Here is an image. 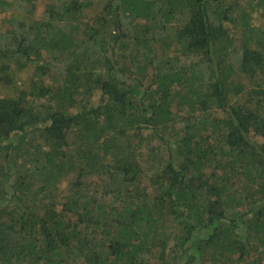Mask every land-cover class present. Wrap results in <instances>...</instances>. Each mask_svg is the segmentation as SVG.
Listing matches in <instances>:
<instances>
[{
	"label": "trees",
	"instance_id": "trees-1",
	"mask_svg": "<svg viewBox=\"0 0 264 264\" xmlns=\"http://www.w3.org/2000/svg\"><path fill=\"white\" fill-rule=\"evenodd\" d=\"M0 13V264H264V0Z\"/></svg>",
	"mask_w": 264,
	"mask_h": 264
},
{
	"label": "rangeland",
	"instance_id": "rangeland-1",
	"mask_svg": "<svg viewBox=\"0 0 264 264\" xmlns=\"http://www.w3.org/2000/svg\"><path fill=\"white\" fill-rule=\"evenodd\" d=\"M42 4L43 3H40V4H38L37 5V7H36V9H37V15H39V14H41V12H42V10H43V7H42ZM6 17V15L5 14H1L0 13V20H2V18H5ZM253 23L255 24V25H259L260 27H262L263 29H264V19H262L258 14H254V16H253ZM14 64H12V66H13ZM31 74H30V72H27L23 77H22V79L20 80V82H19V87L21 88V89H29V87H30V78H31ZM96 99H97V97H96ZM68 187V183L67 182H63V184H62V188L64 189H66Z\"/></svg>",
	"mask_w": 264,
	"mask_h": 264
}]
</instances>
